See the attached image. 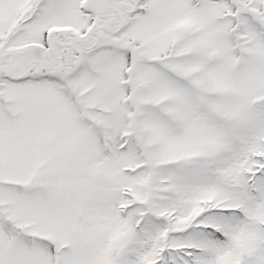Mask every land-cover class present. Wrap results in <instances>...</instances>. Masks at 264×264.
I'll return each mask as SVG.
<instances>
[{
  "label": "snow or ice",
  "instance_id": "snow-or-ice-1",
  "mask_svg": "<svg viewBox=\"0 0 264 264\" xmlns=\"http://www.w3.org/2000/svg\"><path fill=\"white\" fill-rule=\"evenodd\" d=\"M0 264H264V0H0Z\"/></svg>",
  "mask_w": 264,
  "mask_h": 264
}]
</instances>
